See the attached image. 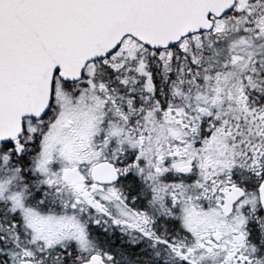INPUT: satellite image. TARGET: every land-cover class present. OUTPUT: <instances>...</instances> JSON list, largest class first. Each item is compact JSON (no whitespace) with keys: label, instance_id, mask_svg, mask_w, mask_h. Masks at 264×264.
<instances>
[{"label":"snow or ice","instance_id":"6c2138e0","mask_svg":"<svg viewBox=\"0 0 264 264\" xmlns=\"http://www.w3.org/2000/svg\"><path fill=\"white\" fill-rule=\"evenodd\" d=\"M0 264H264V0H0Z\"/></svg>","mask_w":264,"mask_h":264}]
</instances>
